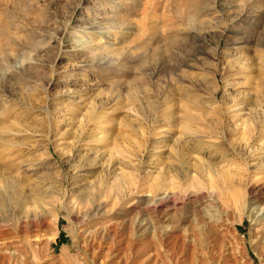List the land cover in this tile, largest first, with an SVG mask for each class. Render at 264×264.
I'll return each instance as SVG.
<instances>
[{"label":"rangeland","instance_id":"374dc122","mask_svg":"<svg viewBox=\"0 0 264 264\" xmlns=\"http://www.w3.org/2000/svg\"><path fill=\"white\" fill-rule=\"evenodd\" d=\"M257 205L264 0H0V264H264Z\"/></svg>","mask_w":264,"mask_h":264},{"label":"bare ground","instance_id":"6f19581e","mask_svg":"<svg viewBox=\"0 0 264 264\" xmlns=\"http://www.w3.org/2000/svg\"><path fill=\"white\" fill-rule=\"evenodd\" d=\"M185 101H187V100H185ZM171 103H172V100L167 99L166 97H162V98H159V101L154 102V104L153 105H150V106H151V109L154 110V111H156L155 109H157V111L155 113H158V115L156 114V116H159L160 117V116H164L165 115V113H163L162 111H160V106H164L166 104L171 105ZM171 106H173V105H171ZM225 112H227V111L224 110V109H221V119H220V121H218L215 124V127H206L207 130L209 131L208 134H210V135L213 134L214 132H216L219 129L220 126H222L221 125V121H223V123H224L225 120H226V117H228V116H226ZM185 116L187 117V114ZM169 119H171V118H169ZM156 125H157V123H152L151 125H149L146 129H144L145 133L146 134H148L149 132L151 133L152 132V128H154V126H156ZM220 131H219V133H220ZM222 134H223V132H222ZM201 139H203V138H200L199 140L201 141ZM200 141H198L197 139L194 138L191 141V144H193L191 147L195 150V149H198L199 147H202L203 145H205V144H202V142H200ZM176 147H177V149L175 151V155H173L172 161H173V163H176L179 166H182L183 165V162H184V159H185V156L187 154L188 148H187L186 145H184V144H178V143L176 144ZM198 151H200V148L198 149ZM209 157H213V156H209ZM207 168H208V170L210 172H213V173L215 172L216 178H217L218 181L222 180L223 176L221 175V172L219 171V169L217 168V166H215L213 163H210L209 162V163H207ZM261 169H259V170H261ZM227 180H228V183H227V187L228 188H231L232 187V189H233V188L241 187L242 184H243V179H242L241 176H230V177L227 178ZM215 195H216V192L212 191L211 194H210V196L207 199H204L203 198L204 199V202H201L200 203V202L197 201V204L198 205H196V207L193 206L194 208L192 207L193 208L192 214H193V217L195 219L194 221L197 222L198 220L201 219L200 218V212H199L200 210L199 209H200L201 206H204V205H206L208 207V208L207 207L206 208H207V211L209 213L210 212L216 213V212H220V211L222 212V208H220V206H218V204H216ZM192 197H194V195ZM259 204H263V201H259ZM153 205H154V208L152 209L153 212L147 213L145 215L144 219H143V224L144 225H147V223H149L150 220H152V221L155 220L153 217H157V216H154V214H158L159 215V213L157 212V210H158L157 208H158V206H160V203H154ZM261 206L262 205H257L255 207V210H257L256 213H255V215H257V217L262 214V211L264 209V205L262 207ZM162 215H161L162 218H165L164 213ZM165 230H166V228H165ZM186 230L188 231V233H190L192 231V226L191 225L190 226L187 225ZM184 231H185V229H184ZM34 238H35L34 241L37 242L38 241V237L35 236ZM6 252L9 253V255H10L11 258L15 257V255L17 254L16 249L8 248V247H6ZM5 259L6 258H4V260Z\"/></svg>","mask_w":264,"mask_h":264}]
</instances>
